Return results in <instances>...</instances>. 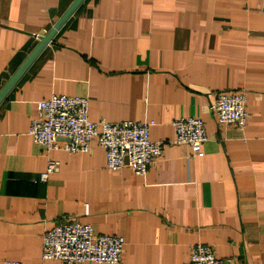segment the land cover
Here are the masks:
<instances>
[{"label": "crops", "instance_id": "obj_1", "mask_svg": "<svg viewBox=\"0 0 264 264\" xmlns=\"http://www.w3.org/2000/svg\"><path fill=\"white\" fill-rule=\"evenodd\" d=\"M73 0H0V89ZM243 90L244 129L210 104ZM85 97L90 121H153L162 153L143 175L28 135L36 104ZM202 119L203 155L174 142ZM49 159L59 162L43 182ZM77 218L124 238L115 264H189L209 245L225 264H264V0H83L0 102V264L41 258L42 235ZM82 264H98L85 261Z\"/></svg>", "mask_w": 264, "mask_h": 264}, {"label": "built area", "instance_id": "obj_2", "mask_svg": "<svg viewBox=\"0 0 264 264\" xmlns=\"http://www.w3.org/2000/svg\"><path fill=\"white\" fill-rule=\"evenodd\" d=\"M38 37V35H35ZM85 97L52 94L36 104V115L31 120L28 135L33 142L47 150L62 149L70 153L89 151L94 139L105 150V166L120 169L128 166L133 174L143 175L162 153L163 141L150 139L153 121H90ZM210 112L219 124L244 129L249 119L246 94L243 90L219 92L210 104ZM176 143L190 146L191 156L203 155L206 132L201 118L179 117L171 123ZM59 168V162L49 159L46 170L33 179L43 182ZM124 238L117 234H98L89 223L73 217L56 223L42 235L41 258L62 264L119 263ZM2 264H25L19 260H4ZM189 264H225L206 244L195 243L189 251Z\"/></svg>", "mask_w": 264, "mask_h": 264}, {"label": "water", "instance_id": "obj_3", "mask_svg": "<svg viewBox=\"0 0 264 264\" xmlns=\"http://www.w3.org/2000/svg\"><path fill=\"white\" fill-rule=\"evenodd\" d=\"M83 2V0H73L59 19L54 23V25L43 35H39V42L34 47V49L29 53V55L24 59V61L19 65L11 77L0 89V102L6 96L8 91L13 87L25 70L29 67L32 61L38 56L41 50L51 42V39L56 34V32L61 28L65 21L73 14L77 7Z\"/></svg>", "mask_w": 264, "mask_h": 264}]
</instances>
